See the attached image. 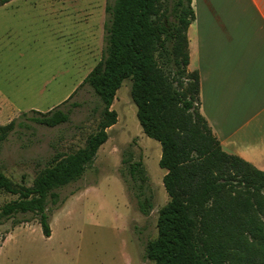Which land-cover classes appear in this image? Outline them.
<instances>
[{
    "label": "trees",
    "instance_id": "trees-1",
    "mask_svg": "<svg viewBox=\"0 0 264 264\" xmlns=\"http://www.w3.org/2000/svg\"><path fill=\"white\" fill-rule=\"evenodd\" d=\"M10 1L0 0V6ZM191 2L108 0L103 53L79 85L87 84L101 102L96 129L82 147L53 155L31 185L13 182L0 169V192L16 196L0 206V218L31 213L50 236L48 203L55 205L56 190L78 180L93 162L117 121L111 108L116 91L131 78L138 122L161 146L158 164L166 170L162 182L169 197L144 258L155 264H264V170L224 151L200 112L199 72L188 69ZM69 97L48 111L21 116L46 127L67 122L69 111L62 106ZM24 121L0 124V150ZM122 164V177L147 215L145 167L141 160L123 158Z\"/></svg>",
    "mask_w": 264,
    "mask_h": 264
},
{
    "label": "rangeland",
    "instance_id": "rangeland-1",
    "mask_svg": "<svg viewBox=\"0 0 264 264\" xmlns=\"http://www.w3.org/2000/svg\"><path fill=\"white\" fill-rule=\"evenodd\" d=\"M107 2L12 0L0 6V124L24 121L22 111L31 107L48 111L76 89L62 106L67 122L46 127L24 121L3 142L0 169L13 182L31 185L53 155L82 147L96 129L101 102L87 84L79 85L103 53ZM131 82L124 79L116 91L111 108L117 121L91 165L56 190L55 205L48 203L50 236L31 213L0 218V264H155L144 249L157 236L158 211L169 199L166 170L158 164L159 142L143 133L136 117ZM7 113L14 117L4 118ZM123 158L145 167L147 215L122 177ZM15 197L0 192V206Z\"/></svg>",
    "mask_w": 264,
    "mask_h": 264
},
{
    "label": "crops",
    "instance_id": "crops-1",
    "mask_svg": "<svg viewBox=\"0 0 264 264\" xmlns=\"http://www.w3.org/2000/svg\"><path fill=\"white\" fill-rule=\"evenodd\" d=\"M191 5L188 69L194 64L199 72L200 112L224 151L264 170V0ZM3 111L0 106V120Z\"/></svg>",
    "mask_w": 264,
    "mask_h": 264
}]
</instances>
